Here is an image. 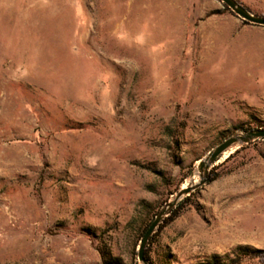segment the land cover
Instances as JSON below:
<instances>
[{
	"label": "rangeland",
	"instance_id": "rangeland-1",
	"mask_svg": "<svg viewBox=\"0 0 264 264\" xmlns=\"http://www.w3.org/2000/svg\"><path fill=\"white\" fill-rule=\"evenodd\" d=\"M260 126L264 27L219 0H0V264H141ZM209 177L149 264H264V139Z\"/></svg>",
	"mask_w": 264,
	"mask_h": 264
},
{
	"label": "water",
	"instance_id": "water-1",
	"mask_svg": "<svg viewBox=\"0 0 264 264\" xmlns=\"http://www.w3.org/2000/svg\"><path fill=\"white\" fill-rule=\"evenodd\" d=\"M225 5L236 17L251 25L264 27V16L256 15L240 4L236 0H219ZM264 139V129L257 128L248 131L241 130L235 133L211 149L204 158L197 163L195 175L198 176V181L192 184L189 182L185 187H182L175 193L172 200H170L155 216L153 221L147 227L142 239L140 240L137 258L141 264H149L144 257L146 244L151 235L158 228L159 224L166 218L169 213L181 202L185 197H188L196 189L202 187L208 182V173L213 165L226 153L233 149H239L249 143Z\"/></svg>",
	"mask_w": 264,
	"mask_h": 264
},
{
	"label": "trees",
	"instance_id": "trees-1",
	"mask_svg": "<svg viewBox=\"0 0 264 264\" xmlns=\"http://www.w3.org/2000/svg\"><path fill=\"white\" fill-rule=\"evenodd\" d=\"M240 4H241V3H240ZM223 6H224V8H225L226 10H229L225 5H223ZM244 23H246V22H244ZM259 128L264 129V126H260ZM238 129H241V130H244V131H248V130H251V129H253V128H242V127H238ZM214 180H215V178H213V177H209V178H208V183H210V182H212V181H214ZM186 199H187V198H184L181 202H179V203L176 205L175 209H173V210L169 213V216H167L165 219H163V221L161 222V224H159V226H158L157 229L161 228V226H162L164 223H167L168 221H171V220L173 219V217H174V216L176 215V213H177V208H180V207L183 205V202H184ZM145 231H146V228L143 230L142 235H141V238L143 237ZM153 235H154V234H153ZM151 237H152V236H151ZM255 253L258 255L259 258H261V259L264 260V251H258V252H255ZM144 257H145V259H146L147 261H149V258H148V255H147V251H146V250H145V252H144Z\"/></svg>",
	"mask_w": 264,
	"mask_h": 264
}]
</instances>
